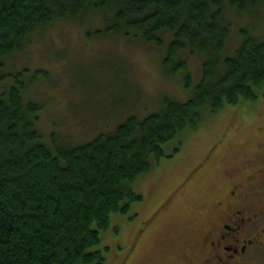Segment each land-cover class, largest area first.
<instances>
[{
  "label": "trees",
  "instance_id": "trees-1",
  "mask_svg": "<svg viewBox=\"0 0 264 264\" xmlns=\"http://www.w3.org/2000/svg\"><path fill=\"white\" fill-rule=\"evenodd\" d=\"M262 0H0V264H107L113 214L142 201L133 190L151 161L178 150L185 132L205 113L264 96V39L239 29L240 42L225 55L229 12L256 10ZM260 5V6H259ZM98 20L86 37L110 36L164 49L160 67L181 76L185 101L163 97L158 110L128 115L80 143L51 146L37 130L41 105L24 101L29 83L48 74L26 66L9 70L32 36L57 22ZM93 36V37H91ZM188 56L201 59L193 83Z\"/></svg>",
  "mask_w": 264,
  "mask_h": 264
},
{
  "label": "rangeland",
  "instance_id": "rangeland-1",
  "mask_svg": "<svg viewBox=\"0 0 264 264\" xmlns=\"http://www.w3.org/2000/svg\"><path fill=\"white\" fill-rule=\"evenodd\" d=\"M228 18L232 25L225 55L240 42L239 29L264 39V3L242 15L229 12ZM99 25L90 19L57 22L7 60L9 70L26 66L31 72L26 80L36 69L48 74L29 83L23 99L41 105L36 127L50 146L52 135L65 144L84 142L128 115L144 117L158 110L163 97L178 101L190 97L181 76H167L161 70L164 49L115 36L86 37ZM187 60L196 83L201 59ZM259 126L264 131L261 92L256 101L205 113L197 129L184 133L176 152V143L167 145L170 157L152 160L150 172L133 186L142 201L133 203L126 214H113L109 229L100 232L101 245L108 247L107 264H182L195 244L190 242L192 234L206 219L200 210L215 200L214 189L227 169H240L239 159L253 156L257 149L264 151ZM252 255L247 264H264V256Z\"/></svg>",
  "mask_w": 264,
  "mask_h": 264
},
{
  "label": "flooded vegetation",
  "instance_id": "flooded-vegetation-1",
  "mask_svg": "<svg viewBox=\"0 0 264 264\" xmlns=\"http://www.w3.org/2000/svg\"><path fill=\"white\" fill-rule=\"evenodd\" d=\"M258 131L263 134V127ZM252 154L239 159L240 169H227L215 200L200 210L206 219L192 234L195 244L182 264H247L252 252L264 256V151Z\"/></svg>",
  "mask_w": 264,
  "mask_h": 264
}]
</instances>
